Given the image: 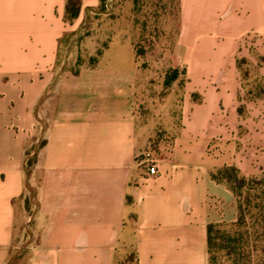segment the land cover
<instances>
[{
	"label": "crops",
	"instance_id": "1",
	"mask_svg": "<svg viewBox=\"0 0 264 264\" xmlns=\"http://www.w3.org/2000/svg\"><path fill=\"white\" fill-rule=\"evenodd\" d=\"M98 5L82 0L70 25L66 0H0V264L29 242L26 264H115L125 245L137 264H209L208 226L239 215L211 173L264 170V100H245L237 68L242 39L264 42V0H180L187 95L163 152L138 126L132 51L78 74L57 65L61 38Z\"/></svg>",
	"mask_w": 264,
	"mask_h": 264
},
{
	"label": "rangeland",
	"instance_id": "2",
	"mask_svg": "<svg viewBox=\"0 0 264 264\" xmlns=\"http://www.w3.org/2000/svg\"><path fill=\"white\" fill-rule=\"evenodd\" d=\"M180 28L177 0H105L104 7L100 4L89 13V17L86 11L80 26L69 32L74 34L72 46L68 49L65 42L61 45L60 63L68 64L72 70L97 65L105 61V54L112 55L116 50L134 53L139 69L136 93L138 126L150 137L151 146L161 152L169 148L179 133L187 95L188 78L183 70L176 81L167 84L177 68L173 65L174 50ZM263 45L257 36L250 35L242 39L239 46L238 58L245 61L239 71L245 100L258 97V89H264V75L261 74L264 64L259 62L264 57L259 51ZM254 178L262 183H250L243 193V225L221 228L225 234L237 237L239 244L217 235L211 264H233L235 255L231 249L235 246L241 250L245 248V255L238 257L239 264H264L261 212L264 209V170ZM28 197L30 193L25 202ZM31 205H35L34 200ZM130 221L134 223L132 219ZM247 247L254 250L250 259ZM134 252L133 245L122 246L115 264H136ZM240 252L242 254L243 250ZM26 261L27 256L19 264H26Z\"/></svg>",
	"mask_w": 264,
	"mask_h": 264
},
{
	"label": "trees",
	"instance_id": "3",
	"mask_svg": "<svg viewBox=\"0 0 264 264\" xmlns=\"http://www.w3.org/2000/svg\"><path fill=\"white\" fill-rule=\"evenodd\" d=\"M102 5L104 7L105 4V0H99V5ZM98 5V6H99ZM177 5H178V15H179V25H180V0H177ZM97 7H93V8H88L87 9V17H89V13L93 12ZM82 10V0H66V7H65V21L66 23L72 25L78 18L79 15L81 13ZM72 35H74L73 33H65L64 36L61 38V40L59 41V50H58V56H57V65H62L65 63H60V53H61V45L63 44V42H65L66 47H68V49L72 46ZM100 57V55H99ZM260 65L264 64V57L259 59ZM242 63H245V61H241L239 60V58H237V68L240 71L241 67H242ZM96 65L93 66H89V67H94ZM66 69L70 70L71 72L78 74L80 72V70L82 69H77V70H72L69 69L68 65L66 67ZM174 74L173 76L170 78V80H167V84L172 83L173 81H176L179 77V73H180V69L175 68L173 70ZM258 91L260 92V94L257 96H254L252 99H248L250 101H256V100H264V97H260V95H264V89L263 88H259ZM192 99L193 101H197V95L193 94L192 95ZM244 112V107L240 106L239 107V113H243ZM34 162V158L29 159V161L27 162V169L30 173V168L32 167ZM211 176L214 180H216L219 183H223L226 184L228 186V188L235 194V196L237 197V202H238V211H239V215H238V219L235 223L233 224H212L208 226V242H209V264H211V262L213 261V257H212V252L213 249L215 247V243H216V239H217V235H222L223 237H227V240H229L230 242L233 241L234 244H239V239L237 237H233L231 235L225 234L221 228H223L224 226H242L244 223V205H243V193L244 191L248 188V185H250V183H256V184H260L262 182L257 181L256 178L254 177H245L243 176L240 171L235 168V167H225V168H221L215 172L211 173ZM247 196H249L250 193H246ZM246 196V197H247ZM245 197V199H246ZM248 198V197H247ZM26 208L27 211L31 212V201L30 198L28 197L26 199ZM262 212V216H263V220H264V209L261 210ZM232 253L235 255V259L233 260V264H239V259L238 257L240 255L244 256L245 255V248L242 249L243 252L242 254H240L242 251L241 248H236V246L231 249ZM247 253L249 254V259L251 258V255H253V249L251 247H247ZM25 250L22 252V254L20 256H18L17 258H15L13 264L19 259L22 258L25 254ZM135 254V261L137 264V254H136V250L134 252ZM231 255V253H230ZM251 262V261H249Z\"/></svg>",
	"mask_w": 264,
	"mask_h": 264
},
{
	"label": "built area",
	"instance_id": "4",
	"mask_svg": "<svg viewBox=\"0 0 264 264\" xmlns=\"http://www.w3.org/2000/svg\"><path fill=\"white\" fill-rule=\"evenodd\" d=\"M147 164H148L149 174L156 175L157 174V168H156V166L154 164H152L149 160H147Z\"/></svg>",
	"mask_w": 264,
	"mask_h": 264
},
{
	"label": "water",
	"instance_id": "5",
	"mask_svg": "<svg viewBox=\"0 0 264 264\" xmlns=\"http://www.w3.org/2000/svg\"><path fill=\"white\" fill-rule=\"evenodd\" d=\"M31 239H32V236H31ZM30 244L29 243H26L25 245H23L18 251L17 253L13 256V258L11 259V261L9 262V264L17 257L21 254V252Z\"/></svg>",
	"mask_w": 264,
	"mask_h": 264
}]
</instances>
